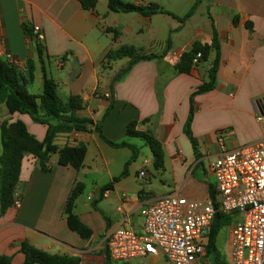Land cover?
Segmentation results:
<instances>
[{"label": "crops", "instance_id": "obj_1", "mask_svg": "<svg viewBox=\"0 0 264 264\" xmlns=\"http://www.w3.org/2000/svg\"><path fill=\"white\" fill-rule=\"evenodd\" d=\"M82 1L0 0V50L11 52L27 69L34 65L33 76L26 73L22 80L30 94L42 92L44 66L57 83L58 93L60 89L64 94V98L59 94L62 99L80 96L84 107L79 115L100 123L109 141H126L139 150L140 138L126 135L128 125L138 122L137 130L152 134L161 143L165 161L161 171L172 176L173 184L160 180L161 193L147 191L144 184H152L154 176L145 160L141 168L148 162L145 178L139 177L141 171L130 164L128 174L113 183L109 197L100 198L97 193L120 176L132 150L112 147L92 125L88 132H79L75 137L61 134L55 140L57 146L87 147L84 165L80 170L59 166L56 154V160L47 162L50 171L44 172L35 157L24 158L15 194L22 204L0 214V255H11L12 264L25 260L20 250L22 242L50 254L80 258V264H106L107 232L123 226L141 229L143 222L133 221L137 213L142 218L141 208L169 194L206 200L209 185L215 191L214 177L205 162L218 153V132H227L230 149L264 137V122L257 120L264 114L257 104L264 97V0H198L194 14L184 23L180 18L197 0H122L136 5L158 4L170 13L151 16L111 12L108 0L107 11L98 8L104 0H97L95 10L85 9ZM24 25L38 27L44 34L42 59L37 43L26 36ZM215 31L220 43V66L215 89L194 97L191 130L197 142L195 152L184 132L191 96L208 81L216 51H211L208 60L191 74L176 71L179 59L175 53L189 51L195 42L210 45ZM169 39L164 57L140 61L122 80L115 81L130 58L107 63L110 51L132 47L143 54L161 55ZM51 60L60 71L57 78L50 69ZM0 106L2 120H21L32 135L44 140L45 125L35 123L27 114H9L3 103ZM118 155L128 159L120 171L114 172L110 165ZM200 167L202 174L197 172ZM78 182L83 184L85 194L76 200L75 213L93 231L88 240L71 231L63 216L68 196ZM139 262L170 264L162 255L130 264Z\"/></svg>", "mask_w": 264, "mask_h": 264}, {"label": "trees", "instance_id": "obj_2", "mask_svg": "<svg viewBox=\"0 0 264 264\" xmlns=\"http://www.w3.org/2000/svg\"><path fill=\"white\" fill-rule=\"evenodd\" d=\"M85 9L95 10L97 0H83ZM199 1L197 0L190 11L180 18L181 23L188 20L195 12ZM108 9L116 13H139L144 16L155 14H170L158 4L136 5L122 0H108ZM238 17L234 19L235 24ZM252 29L251 24L247 25ZM24 31L29 39H34L37 43L39 58L42 59L43 45L42 41L34 34L33 28L24 25ZM116 37V35H115ZM170 46V39L167 41V48L161 55L143 54L132 47H122L115 51H110L106 56V62L130 58L129 63L123 68L115 78V81L122 80L132 69V67L145 60L160 59L166 55ZM211 51H216V59L209 69V79L204 82L191 96V110L185 126V134L189 138L195 152L197 151V142L191 130V124L195 112L194 97L196 95L208 93L215 89L217 74L220 66V43L218 34L215 31L213 41L210 45L195 42L191 49L185 52L175 65L178 73L191 74L199 65L206 62ZM201 54L197 63L194 60L197 54ZM42 62H44L42 60ZM34 65L26 71L20 70L11 63L0 59V103L5 104L9 114H27L32 120L47 127L44 140H38L32 135L26 124L21 120H4L0 124V214H4L9 208L14 206L15 194L20 182L22 162L28 155H32L39 160V166L42 171L49 172L51 168L47 166L51 155L57 154V165L70 166L80 170L87 155V147L83 144L79 146L65 145L59 147L55 144L56 138L61 134H69L74 131L88 132L91 125L100 134L101 138L109 145L115 148H130L133 152L132 157L126 162L123 172L113 182L104 186V189H110L114 182L128 174V167L138 156L136 147L128 142H113L106 139L102 132L100 123H94L93 120L80 116L79 112L83 109V100L80 96H70L62 99L58 93V85L51 78L46 68L43 66V90L40 94H30L22 83L24 75L28 73L33 76ZM112 106L105 113L106 117ZM138 122H131L126 131L127 137H136L142 139L149 147L153 155V166L156 170L164 169V151L161 143L150 133L137 130ZM84 186L78 182L74 185L68 196L64 207L63 216L66 218L69 229L77 233L82 239L88 240L93 235V231L86 226L75 213V204L78 197L83 193ZM210 196L213 198L215 191L212 185H209ZM232 221L231 216L217 213L212 230L209 235L207 246V256L212 264H228L222 257L217 247V238L220 231L225 226H229ZM20 250L25 256L22 264H80V258L67 257L50 254L41 249L29 245L27 242L20 244ZM0 264H12L11 255H0ZM106 264H111L108 256Z\"/></svg>", "mask_w": 264, "mask_h": 264}, {"label": "built area", "instance_id": "obj_3", "mask_svg": "<svg viewBox=\"0 0 264 264\" xmlns=\"http://www.w3.org/2000/svg\"><path fill=\"white\" fill-rule=\"evenodd\" d=\"M39 40L44 34L32 27ZM187 49L175 53L180 59ZM201 54H197L194 63ZM0 59L26 71V66L11 52L0 50ZM107 96H110L109 94ZM257 120L264 122V114ZM70 137L79 134L69 133ZM218 153L207 171L215 180V195L206 200L169 194L140 210L141 229L123 226L106 234L108 258L112 263L130 264L149 256L162 255L170 264H212L207 256L209 235L217 213L232 217L230 262L264 264V137L255 143L230 149L226 131L218 132ZM139 177H146V165ZM110 189L97 193L108 198ZM125 196V195H124ZM90 196L89 200H93ZM21 197L15 195L14 207ZM121 211V208H119Z\"/></svg>", "mask_w": 264, "mask_h": 264}, {"label": "rangeland", "instance_id": "obj_4", "mask_svg": "<svg viewBox=\"0 0 264 264\" xmlns=\"http://www.w3.org/2000/svg\"><path fill=\"white\" fill-rule=\"evenodd\" d=\"M164 3L166 5V7L168 8L169 7L168 2L165 1ZM98 8L100 11H103V10L107 11L108 10L107 9V0H104L103 2H101L99 4ZM181 10L183 12L182 8H181ZM181 10H180V12H181ZM186 11L187 12L190 11V8H187ZM155 50L157 51L158 49L155 48ZM50 69L53 72V74L55 75L54 77L57 78L56 76L60 71L57 69V66H56L54 60H51V62H50ZM59 94L61 95V97L64 98V94L61 92L60 89H59ZM3 115H4L3 108L0 106V124L4 121V120H2ZM137 141L141 143V147H139L138 156H137L136 160L131 162V165H134V167L136 166V169H138V171L140 172L144 161L145 160L149 161V165L147 166V170H149L153 174L154 177H152V184H149V183L146 184L145 183L144 187L147 189V191L153 190L154 192L159 194V193H161V190L163 189L160 180H167V181H169L170 184H173V178L169 173L165 174L163 171H161V170L157 171L154 168V166H153V155L151 153V150L149 149L148 146H146L144 144V142L141 139H137ZM56 159H57L56 154L51 155L50 160H56ZM127 159L128 158H126V156H121V155L115 156L114 160L111 162V165H110L111 170L114 172L120 171L123 167V163L125 161H127ZM89 160L90 159H88V161ZM210 161L205 162L207 167H208V163ZM99 164H102V163L99 162ZM102 169L100 168V170H102ZM197 172L199 174H202L201 167L197 169ZM89 181H92V178H90ZM136 186H137V184H136ZM83 194H85V193L83 192L81 195L83 196ZM133 221L136 222L137 224H140L143 222V219L137 213L134 216ZM217 247H218V250L221 253L222 257L227 262H230L231 248H230V227L229 226L223 227V229L220 231L218 238H217ZM139 264H147V263L139 262ZM159 264H161V263H159Z\"/></svg>", "mask_w": 264, "mask_h": 264}, {"label": "water", "instance_id": "obj_5", "mask_svg": "<svg viewBox=\"0 0 264 264\" xmlns=\"http://www.w3.org/2000/svg\"><path fill=\"white\" fill-rule=\"evenodd\" d=\"M257 104L264 109V97L258 100Z\"/></svg>", "mask_w": 264, "mask_h": 264}]
</instances>
